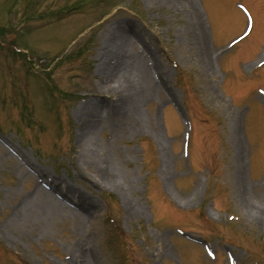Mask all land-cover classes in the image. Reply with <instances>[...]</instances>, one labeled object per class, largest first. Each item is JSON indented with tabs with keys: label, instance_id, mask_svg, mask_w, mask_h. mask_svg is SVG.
<instances>
[{
	"label": "rangeland",
	"instance_id": "rangeland-1",
	"mask_svg": "<svg viewBox=\"0 0 264 264\" xmlns=\"http://www.w3.org/2000/svg\"><path fill=\"white\" fill-rule=\"evenodd\" d=\"M83 237L93 264H264V0H0V264Z\"/></svg>",
	"mask_w": 264,
	"mask_h": 264
},
{
	"label": "bare ground",
	"instance_id": "bare-ground-1",
	"mask_svg": "<svg viewBox=\"0 0 264 264\" xmlns=\"http://www.w3.org/2000/svg\"><path fill=\"white\" fill-rule=\"evenodd\" d=\"M120 60V59H119ZM117 61V67H116V73H117V81L119 80V77L121 76V72H122V64L123 61ZM137 70H139V74L136 73L135 75V79H134V86L131 90L130 93V99L131 101L134 102V106L137 108L139 106V103L141 100H144L145 98H148L151 90L153 88L154 85V81H155V73H153L151 67H144L143 70H141V67L139 65V61L137 63ZM157 77L160 79L161 82H166V74L164 73V71H158L156 72ZM167 85V84H166ZM84 108V107H82ZM97 122H95L96 124ZM48 180L43 181L42 184H46L51 186L52 189H59V192L64 193L68 190H70L67 186H62L57 184L56 182L54 183V181H50L48 182ZM42 185H38V191L42 190L41 188ZM75 193L79 196L78 199H80V201L78 200L77 204H91L92 201L84 194H80L77 193L75 191ZM66 194V193H65ZM73 202L77 201V199H72ZM72 202V201H71ZM64 206V205H63ZM65 207V206H64ZM65 208H68L67 206ZM260 209H256L254 211V215H257L258 218H262V214L259 213ZM83 233L85 234L84 230ZM83 236V234H82ZM75 251H73V253L71 254V257L68 260V264H93L94 260L93 259V253L94 251L89 247L88 241L86 240V238H82L81 241L77 244V246L75 247Z\"/></svg>",
	"mask_w": 264,
	"mask_h": 264
}]
</instances>
